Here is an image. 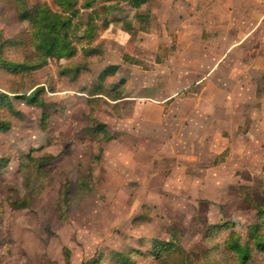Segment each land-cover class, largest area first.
Masks as SVG:
<instances>
[{"label": "rangeland", "instance_id": "374dc122", "mask_svg": "<svg viewBox=\"0 0 264 264\" xmlns=\"http://www.w3.org/2000/svg\"><path fill=\"white\" fill-rule=\"evenodd\" d=\"M40 1L27 0L25 7ZM100 2H118L122 11L113 14L132 20L134 11L125 3ZM167 8L158 0L142 7L150 14L146 32L129 35L114 24L101 33L94 44L101 56L76 79L60 74L67 60L50 61L23 80L0 72V91L29 92L38 84L47 102L43 111L14 101L22 116L12 117L10 130L0 134V159H7L0 169V264H65L64 250L70 264L96 254L103 256L101 264H109L113 253L146 251L150 240H167L171 229L181 233L183 248L198 256L195 264H203L209 225L228 220L244 236L254 223L253 205L245 197L255 198L264 185V73L241 75L236 84L226 69L203 80L210 64L203 47L179 37ZM7 27L0 20V30ZM247 50L237 54V65L248 62ZM187 55L198 56L191 61ZM190 62L195 76L187 74ZM108 65L119 69L104 87L122 98L88 103ZM43 112L47 120L41 124ZM184 113L189 119L181 118ZM96 123L106 125L108 138L93 137L89 128ZM31 149L35 157H53L51 179L28 209L10 210L2 202L12 184L21 185L19 161ZM98 149L94 188L61 222L55 206L60 185L74 181ZM136 264L152 262L143 258Z\"/></svg>", "mask_w": 264, "mask_h": 264}, {"label": "trees", "instance_id": "16d2710c", "mask_svg": "<svg viewBox=\"0 0 264 264\" xmlns=\"http://www.w3.org/2000/svg\"><path fill=\"white\" fill-rule=\"evenodd\" d=\"M112 1V0H107ZM134 11L132 20L115 16L113 12L122 11L119 3L104 4L100 0H42L25 7L27 0H0V20L6 23L7 32L0 30V72L13 78L25 79L31 73L44 68L50 61H70L60 70L61 75L76 79L88 69L92 58L101 56L99 45H94L101 33L114 24H121L122 30L129 35L146 32L150 25L148 11L141 12L150 0H118ZM81 58L72 62L78 53ZM17 55L15 58L8 55ZM118 65L104 67L97 76V84L89 92L95 99L105 97L115 102L121 94L114 88L106 89V78L118 71ZM0 91V134L11 128V118H21V112L15 110L13 102L44 111L47 102L44 99L43 86L34 84L29 92L23 88ZM47 120L45 112L41 115V124ZM106 125L96 123L89 129L93 137H107ZM106 138V139H107ZM31 149L22 155L18 174L21 185L12 184L8 195L2 202L10 210H24L31 206L32 198L40 195L51 179L49 165L53 157L43 154L35 157ZM101 149L93 152L90 163L79 171L74 181L63 182L58 191L55 206L59 220L65 222L74 204L88 194L95 186L94 171L97 170ZM7 159H0V169ZM246 200L253 205L254 223L245 228L244 236L234 230V222L222 220L209 225L203 234L207 248L202 253L203 264H264V185L255 198L247 195ZM228 232L222 244L217 238ZM180 232L171 229L167 240L152 239L146 251L129 248L115 252L109 258V264H136L138 259H148L152 264H195L198 256L186 251L181 244ZM65 264H70V255L64 250ZM103 256L96 254L81 264H101Z\"/></svg>", "mask_w": 264, "mask_h": 264}, {"label": "crops", "instance_id": "0c3cea01", "mask_svg": "<svg viewBox=\"0 0 264 264\" xmlns=\"http://www.w3.org/2000/svg\"><path fill=\"white\" fill-rule=\"evenodd\" d=\"M158 1L162 8L169 7L166 11L170 12L171 16L168 18L172 26L179 29V37L184 38V34L188 43L202 45L204 59L207 63L210 61L209 70L203 73V80L207 81L218 70L221 72L226 69V74L231 80L236 78V84L241 75L253 71L264 73V7L259 0ZM251 43L256 46L250 50L245 49ZM244 50H247L244 54L249 55V60L246 62L245 58L241 65H237L236 57ZM197 56L187 55V59L195 61ZM227 60L233 63L226 64ZM194 64L189 63L188 75L197 74ZM218 74L221 76L222 73ZM195 83L199 84L200 80ZM185 115L186 118H181L189 119V113Z\"/></svg>", "mask_w": 264, "mask_h": 264}, {"label": "built area", "instance_id": "2783aa9c", "mask_svg": "<svg viewBox=\"0 0 264 264\" xmlns=\"http://www.w3.org/2000/svg\"><path fill=\"white\" fill-rule=\"evenodd\" d=\"M259 2H260L261 5L264 7V0H259Z\"/></svg>", "mask_w": 264, "mask_h": 264}]
</instances>
